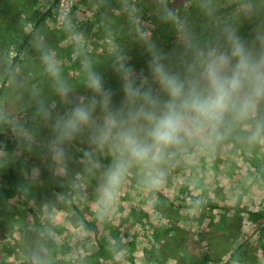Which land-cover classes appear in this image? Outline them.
I'll use <instances>...</instances> for the list:
<instances>
[{
    "label": "rangeland",
    "instance_id": "1",
    "mask_svg": "<svg viewBox=\"0 0 264 264\" xmlns=\"http://www.w3.org/2000/svg\"><path fill=\"white\" fill-rule=\"evenodd\" d=\"M94 1L100 3L63 0L61 6L54 8L31 44L42 59H31L37 53L28 49L0 93V138H4L0 144V264H45L43 256L50 255L51 250L44 233L57 243V259L65 264H155L152 258L145 259L146 251L155 246L171 247L168 252H158L163 264H195L207 256L214 264H224L227 252L239 245L246 256L245 264H264L258 235L251 231L245 215H235L242 209L264 210V175L247 160L262 158L264 150L253 155L256 149L252 147L258 142L251 135L247 141L250 143L242 148L246 155H241L239 148L229 151L228 147L214 145L215 135L198 140L202 146L185 142L167 153L158 166L163 178L156 187H145L142 170L131 169V178L135 172L140 184L125 179L117 199L106 208L101 203L105 171L79 155H111L92 143L87 134L71 140L57 139V119L71 110L74 98L92 94L84 81L79 84L82 63L94 55L118 50L116 36L121 34L111 30L109 24L116 23V14H123L129 4L131 13L123 14L119 20H125L131 31L125 36L119 56L137 74H149L152 55L148 57L147 51L153 40V26L162 19L156 11L161 0H115L102 13ZM53 2L37 0L35 9L41 13L38 16L47 13ZM186 2L185 6L172 8L174 14L168 19L178 25L176 32L171 33L178 37L208 33L210 40L203 39L200 50L227 49L218 12L240 0ZM233 14L242 17L238 12ZM215 22L220 23L211 27ZM243 44L257 54L264 51V46L259 50V43ZM155 50L177 70L186 66L193 55L189 43L178 38L170 49ZM8 51L0 62V90L16 56L15 49ZM45 55L52 57L59 68V78L46 70ZM37 69L40 76L35 74ZM102 71L111 76L107 67ZM112 88L113 106L119 108L124 101L123 82ZM251 118L253 114L235 117V123L251 131ZM254 119L253 124L259 122V118ZM5 141L15 144L11 151L6 150ZM177 153L188 154L178 157ZM72 190L77 191L75 195H71ZM69 196L80 212L71 205ZM228 206L231 209L225 211ZM224 214L236 217L235 229L224 225L225 216L220 219ZM211 220L220 222L217 228H210ZM154 227L161 234L159 241L153 237ZM105 239L122 240L123 249L117 251L115 261L88 260L97 254L98 242Z\"/></svg>",
    "mask_w": 264,
    "mask_h": 264
},
{
    "label": "clouds",
    "instance_id": "2",
    "mask_svg": "<svg viewBox=\"0 0 264 264\" xmlns=\"http://www.w3.org/2000/svg\"><path fill=\"white\" fill-rule=\"evenodd\" d=\"M168 9V17L173 16ZM227 49L198 50L177 70L155 50L149 74H137L124 58L116 69L123 82L124 101L113 106L103 79L88 71L90 98H74L71 110L57 119L58 140L87 134L90 141L112 156L101 185V203H114L118 190L133 168L143 182L158 186V170L166 154L187 141L214 135L226 118H246L264 103V51L254 53L230 34ZM46 70L59 78V68L45 55ZM66 95V93H65Z\"/></svg>",
    "mask_w": 264,
    "mask_h": 264
},
{
    "label": "trees",
    "instance_id": "3",
    "mask_svg": "<svg viewBox=\"0 0 264 264\" xmlns=\"http://www.w3.org/2000/svg\"><path fill=\"white\" fill-rule=\"evenodd\" d=\"M115 0H100V3H97V1H94L93 5L95 4L98 9L100 10V13L108 7L109 4H112ZM161 4H159L158 7H156V11L159 15L162 16L161 22L156 24L154 27V30L152 31L153 40H151L152 45H155V49L163 50V49H170L173 47V43L178 40H181V42H185V44L189 43L190 48L192 49V53L194 54L196 51L200 50L201 42L203 39H205V42L210 40V36L205 33L197 34V32L194 35L186 34L184 36L178 37V35H173L171 33V30L173 32L175 31L176 26L178 25L175 22L169 21V17L167 15L168 9H172L174 5H178L177 7L185 6L187 4L186 0H161ZM171 2V5H170ZM53 6L49 9V11L45 14L38 16L40 13L39 10L35 9V6H37V0H0V62L2 60V56L4 53H9V49H15L16 56L13 60L12 66L9 69L6 79L4 81V84L0 90V93H3L6 83L9 80L10 76L12 75L15 67L17 66L18 60H22L25 55L27 54V50L30 49L34 53L36 52V49L32 48L31 44L34 40L37 39L39 36V33L37 32L39 29H44V22L48 18L49 15H51V12L56 9L60 3L61 0H54ZM132 5V4H129ZM126 6V9L123 11V14L131 13L130 12V6ZM178 9V8H177ZM180 9V8H179ZM188 9V8H187ZM123 10V9H122ZM236 10V11H235ZM234 11V12H233ZM76 12V8L72 11V17L74 16ZM235 12H238L242 15V17L239 19L238 17H234ZM122 13L116 14V16H119L118 21H115L116 23H110L109 26L111 27V30H115L116 34H121L120 36H116V39L119 40L117 42L118 50L113 53L105 52L102 56H92L91 60H86L82 63L80 70V81L79 84H83V81L85 84H87V77H88V71L89 66L90 70L96 72L98 75H100L103 79V81H107L104 85V89L106 91H109L113 95V88L112 85H119L121 84L122 80L120 77V74L117 72V68L119 67V64L121 63V59L119 56V50L121 51L120 47L122 43L125 40V36L127 32L131 31L130 25L125 23V20H119L121 17L124 16ZM218 16H220L221 25H224V36H228L230 34H234L236 37H239V39L243 38V43H259V50L263 49L264 46V0H240L239 3L228 5L225 7V9L218 12ZM217 16V17H218ZM216 17V19H217ZM219 19V17H218ZM217 23L215 22L211 27H216ZM29 27L31 31H29ZM157 29V30H156ZM28 33V34H26ZM227 33V34H226ZM46 41V40H45ZM227 41V40H226ZM48 51V50H46ZM39 50L36 55H34L35 61L38 62L39 59H42L39 57L40 55ZM128 55H131L128 53ZM152 53L148 50L147 56L150 57ZM24 56V57H23ZM23 57V58H22ZM132 57H134L132 55ZM147 58V57H145ZM107 67L109 69V72H111V76L113 77L112 80H109L111 76L109 74L104 73L102 71V68ZM40 70H35L36 76H40ZM43 72V71H42ZM43 78V77H41ZM119 81V84H114L112 82ZM80 86L77 87L79 89ZM93 95L90 94L89 97ZM120 96V95H119ZM118 102H121L120 97L117 99ZM112 101H114L112 99ZM115 103V101L113 102ZM254 118H259V122L257 121L256 124H253L255 119H250V126L251 131H247L246 128H239L237 127L235 123V117H228L225 119L223 124L220 126V128L217 130V132L214 134L217 136L216 141L213 142L214 145H219L222 147H228V150L231 151L233 148H244V144L250 143L248 141V136L251 135L253 140H256L258 143L252 147V149H256L253 152V155L260 154L261 150H264L262 146V142L264 143V103H261L257 110L253 113ZM250 129V128H249ZM250 132V133H249ZM198 141V140H197ZM189 141L193 144V147L202 146L200 142L198 141ZM4 142V138H0V144ZM6 143V150L11 151L14 147V143L11 141H5ZM210 145V143H209ZM264 145V144H263ZM213 146V145H211ZM192 149V148H191ZM189 151H192V150ZM244 149H242L243 151ZM188 153H177V156H186ZM241 155H246L245 151L241 152ZM252 155V156H253ZM79 158L90 163L96 164L98 167L103 168L104 171H106L110 161L112 160L111 156H108L106 154H97V153H91V154H80ZM250 164L254 166L255 171H258L261 175H264V155L260 159H253L248 158ZM134 176L131 178L130 174L127 176L126 179L131 180L135 185H139V181L136 179L137 175L132 173ZM147 187V185H145ZM76 190L71 191V195L76 194ZM67 193L65 192L64 195ZM72 196H69L70 203L74 207V209L77 212H80V208L78 209L76 206H74V202L71 198ZM172 198L175 199V195L172 196ZM231 203V202H230ZM231 207L224 208L225 211H229ZM33 212L34 210H29ZM83 214L82 212L80 213ZM245 215V219L250 223L251 225V231L253 233H256L258 235L257 241L258 245L260 246L261 254L264 259V210L262 211H250L249 209H242L237 210L235 212V215ZM34 217L36 218V213H32ZM225 216V217H224ZM224 217V225L227 227H233L234 219L236 218H228L226 214L223 216H220V219ZM242 220V219H241ZM229 222V223H228ZM232 222V223H230ZM93 223V222H92ZM220 222L217 224L211 220L210 228H217ZM228 225H227V224ZM42 231L44 230L43 226H40ZM153 229V237L155 240H160L161 234L158 233L157 228ZM47 232V231H46ZM168 235V234H167ZM44 238L48 241L50 246V255L47 254V256H43L45 258L44 263L45 264H65L62 261L57 259V243L54 242L51 238H49L48 234L44 233ZM98 250L96 251V255H93L92 258L88 257L87 259L90 260L93 263H97L98 260L102 262H108V261H115V256L117 251L119 252L121 249H123V244L121 239H114L109 240L105 239L103 241L98 242L97 244ZM159 250L162 251H170L171 247H163L161 249L157 248L156 246L152 250H147L145 253L146 260L149 261V258H152L153 263L155 264H163L160 261V257L158 255ZM226 257H228L224 264H245L246 256H244V253L241 250V246H237L233 250L230 249ZM47 259V260H46ZM175 259V258H174ZM212 262V259H210L208 256L203 258L201 261L196 262L195 264H210ZM217 262V261H216ZM82 264L86 263L84 261H81ZM214 264V262H212ZM29 264H35L33 262H30ZM88 264V263H86ZM218 264V263H217ZM253 264H257V261Z\"/></svg>",
    "mask_w": 264,
    "mask_h": 264
},
{
    "label": "built area",
    "instance_id": "4",
    "mask_svg": "<svg viewBox=\"0 0 264 264\" xmlns=\"http://www.w3.org/2000/svg\"><path fill=\"white\" fill-rule=\"evenodd\" d=\"M62 3H63V0H61V3H60V5H59V6H61V5H62Z\"/></svg>",
    "mask_w": 264,
    "mask_h": 264
}]
</instances>
